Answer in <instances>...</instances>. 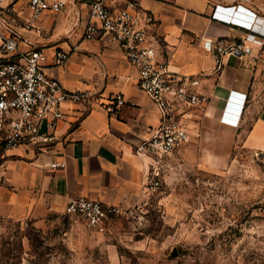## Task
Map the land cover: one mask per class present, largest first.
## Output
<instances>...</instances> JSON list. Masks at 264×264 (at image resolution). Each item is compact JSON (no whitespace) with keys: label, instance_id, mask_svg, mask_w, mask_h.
<instances>
[{"label":"crops","instance_id":"crops-1","mask_svg":"<svg viewBox=\"0 0 264 264\" xmlns=\"http://www.w3.org/2000/svg\"><path fill=\"white\" fill-rule=\"evenodd\" d=\"M93 1L75 0L55 17L44 15L37 23L40 33L23 32L20 48H40L50 77L68 92H90L99 100L65 102L64 118L47 150L22 145L2 154L0 219L43 223L67 216L69 200L80 196L121 210L146 199L144 184L152 160L136 150L158 127L159 110L139 88L138 72L117 42L102 33L86 38ZM130 1L154 16L151 36L158 39L170 69L202 76L210 103L194 142L220 148L214 161H227L236 142L249 153L264 155V68L251 70L240 56H228L215 73L214 56L202 47L204 38L244 42L252 47L254 59L264 51V0H110V5L121 9ZM12 3L23 9L24 0H0V7ZM233 4L256 17L252 31L212 19L214 6ZM22 14L29 16L26 9ZM60 51L69 54L63 65L54 59ZM114 94H122L127 105L112 116L102 104Z\"/></svg>","mask_w":264,"mask_h":264},{"label":"built area","instance_id":"built-area-1","mask_svg":"<svg viewBox=\"0 0 264 264\" xmlns=\"http://www.w3.org/2000/svg\"><path fill=\"white\" fill-rule=\"evenodd\" d=\"M75 0H24L23 9L12 3L0 7V157L9 149L32 145L47 150L56 139V130L64 118L62 106L67 101L86 103L99 99L90 92H68L61 82L46 73L47 56L37 46L22 50L24 31L41 32L37 23L44 15L55 17ZM27 10L25 17L22 10ZM90 23L86 38L97 33L117 42L125 58L138 72V85L157 106L158 127L136 150L152 163L145 178L147 191L159 189V171L163 161L201 136V122L207 113L210 98L202 89V76H185L170 69L160 55L159 41L151 36L155 24L152 14L137 2L130 1L121 9H113L110 0H94L90 5ZM212 19L252 31L256 17L241 5L214 6ZM203 50L214 56L215 73L223 59L240 56L245 68H264V51L254 57L251 46L226 39L202 40ZM55 62L63 65L69 54L57 52ZM253 59V61L251 60ZM127 105L122 94H114L102 104L114 116ZM65 164H52L64 168ZM121 209L80 196L71 198L66 207L69 216L79 218L86 227L104 232Z\"/></svg>","mask_w":264,"mask_h":264},{"label":"rangeland","instance_id":"rangeland-1","mask_svg":"<svg viewBox=\"0 0 264 264\" xmlns=\"http://www.w3.org/2000/svg\"><path fill=\"white\" fill-rule=\"evenodd\" d=\"M194 142L104 232L77 217L0 219V264H264V155ZM147 190V189H146Z\"/></svg>","mask_w":264,"mask_h":264}]
</instances>
